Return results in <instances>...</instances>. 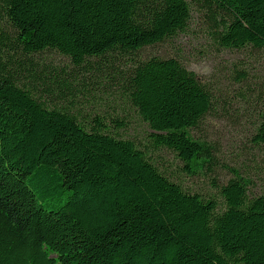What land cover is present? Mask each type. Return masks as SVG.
<instances>
[{
    "label": "trees",
    "instance_id": "obj_1",
    "mask_svg": "<svg viewBox=\"0 0 264 264\" xmlns=\"http://www.w3.org/2000/svg\"><path fill=\"white\" fill-rule=\"evenodd\" d=\"M193 8L220 47L264 52V0H0V264H264V195L246 179L221 188L219 212L101 117L50 107L54 81L39 75L48 53L76 68L134 59L119 92L155 145L199 173L214 155L191 130L211 91L176 58H134L184 32Z\"/></svg>",
    "mask_w": 264,
    "mask_h": 264
},
{
    "label": "rangeland",
    "instance_id": "obj_2",
    "mask_svg": "<svg viewBox=\"0 0 264 264\" xmlns=\"http://www.w3.org/2000/svg\"><path fill=\"white\" fill-rule=\"evenodd\" d=\"M209 31L204 13L193 8L184 32L134 56L176 58L193 73L194 65L211 67V76L195 73L213 97L210 114L191 130L196 140L211 146L214 155L213 163L199 173L189 172L172 151L155 145L149 126L119 92L115 76L134 59L114 56L76 68L67 58L48 53L39 75L48 83L54 81V94L46 97L50 107L70 106L89 120L101 117L111 132L134 141L172 181L190 193L216 200L221 212L226 209L221 188L236 174L249 182L251 198L264 195V144L257 138L264 116V52L224 49Z\"/></svg>",
    "mask_w": 264,
    "mask_h": 264
},
{
    "label": "clouds",
    "instance_id": "obj_3",
    "mask_svg": "<svg viewBox=\"0 0 264 264\" xmlns=\"http://www.w3.org/2000/svg\"><path fill=\"white\" fill-rule=\"evenodd\" d=\"M192 71H194L199 76H211L212 74V69L208 65H204L203 67L194 65Z\"/></svg>",
    "mask_w": 264,
    "mask_h": 264
}]
</instances>
